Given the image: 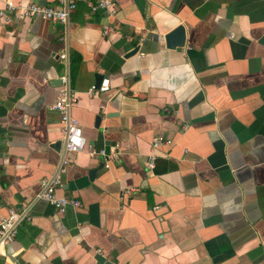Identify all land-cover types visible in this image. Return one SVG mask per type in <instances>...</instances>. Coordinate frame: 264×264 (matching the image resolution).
Wrapping results in <instances>:
<instances>
[{
    "label": "crops",
    "instance_id": "obj_1",
    "mask_svg": "<svg viewBox=\"0 0 264 264\" xmlns=\"http://www.w3.org/2000/svg\"><path fill=\"white\" fill-rule=\"evenodd\" d=\"M110 1L63 24L0 19V220L55 171L60 75L86 144L118 153L91 180L103 160L68 155L55 193L80 207L33 203L0 264H264V0ZM96 75L109 89L88 95Z\"/></svg>",
    "mask_w": 264,
    "mask_h": 264
},
{
    "label": "built area",
    "instance_id": "obj_2",
    "mask_svg": "<svg viewBox=\"0 0 264 264\" xmlns=\"http://www.w3.org/2000/svg\"><path fill=\"white\" fill-rule=\"evenodd\" d=\"M55 6H41L34 3L20 4L13 0H0V19L4 22L11 20L21 21L25 19H37L40 21H48L55 23H65L70 12H72L79 3H85L91 14L106 11L109 15L113 14V3L110 0H55ZM114 32L115 29L109 26L102 27V35ZM65 54L58 56V62L64 64ZM58 89L50 110L58 115L59 124L63 132V144L59 154V161L56 165L54 173L43 178L38 183V191L30 201V203L19 209H9L6 215L0 220V258L7 259L5 248L11 244L16 236L17 228L21 223L30 221V206L37 201H44L50 205L58 214H63L67 209H78L80 203L77 199L57 196L55 190L61 187V177L66 172L68 165V155L79 152H85L90 158L100 157L103 160V168L107 169L109 162L116 159L118 153L106 152L104 149H95L91 145L86 144L82 135V129L73 117L70 116V108L75 102L74 95L69 91L68 80L65 74L57 78ZM109 89L108 79L103 78L96 90L94 85L89 87L87 94L93 92L105 93ZM187 128L182 126V130ZM159 144L157 138L151 143V149H155ZM154 155L147 156L144 162V168L150 172L154 167ZM132 189L121 188V194L127 195ZM156 209V208H155Z\"/></svg>",
    "mask_w": 264,
    "mask_h": 264
},
{
    "label": "water",
    "instance_id": "obj_3",
    "mask_svg": "<svg viewBox=\"0 0 264 264\" xmlns=\"http://www.w3.org/2000/svg\"><path fill=\"white\" fill-rule=\"evenodd\" d=\"M163 42H164L165 49H168V50H174L176 48H182L184 45V29H183V27L181 25H178L174 29H172L170 32L165 34L163 36ZM136 52H137V47H135L130 52H128L125 55V58H129V57L135 55ZM101 80H102L101 75H96L94 77V87L96 90L98 89ZM99 123H100V117L95 116L94 122H93V127L97 128L99 126ZM101 167H103L102 163H100L96 169L89 171L88 177L90 180L93 178L95 171L97 169H100Z\"/></svg>",
    "mask_w": 264,
    "mask_h": 264
}]
</instances>
